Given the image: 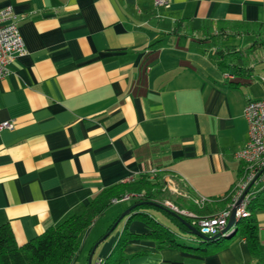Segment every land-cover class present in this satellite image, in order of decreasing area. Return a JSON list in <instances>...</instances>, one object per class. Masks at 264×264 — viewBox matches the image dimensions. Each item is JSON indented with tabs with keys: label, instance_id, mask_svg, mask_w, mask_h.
<instances>
[{
	"label": "crops",
	"instance_id": "1",
	"mask_svg": "<svg viewBox=\"0 0 264 264\" xmlns=\"http://www.w3.org/2000/svg\"><path fill=\"white\" fill-rule=\"evenodd\" d=\"M168 2L0 0V9L12 8L27 50L0 80V123H13L0 130V226L18 244L151 168L162 170L164 200L189 211L192 199L222 198L237 182L241 164L234 153L247 140L243 108L264 97V0ZM179 22L186 32L172 34ZM215 22L224 34L199 42ZM219 46L235 47L244 62L219 65ZM172 178L192 199L177 192ZM122 202L119 211L135 201ZM151 210L161 212L144 209L180 245L158 246L151 226L129 215L111 241L92 251L111 227L96 229V221L71 264H88L91 253V263L104 257L123 234L117 264H264V206L248 209L256 252L242 230L247 220L220 235L226 238L213 249Z\"/></svg>",
	"mask_w": 264,
	"mask_h": 264
},
{
	"label": "trees",
	"instance_id": "2",
	"mask_svg": "<svg viewBox=\"0 0 264 264\" xmlns=\"http://www.w3.org/2000/svg\"><path fill=\"white\" fill-rule=\"evenodd\" d=\"M235 26V24H231L230 28L236 30ZM210 29H213L215 34H209V29H206V37L198 38L199 42L223 35L225 27L223 23L215 22L211 25ZM185 30L186 26L182 22H179L174 25L171 33L179 35L186 32ZM243 30L246 31V29ZM214 56L218 60L217 63L219 65H225L226 67L238 66L244 62L240 52L233 46L217 47ZM232 60H236L237 64H232ZM141 176L135 183L118 184L100 191L83 212L66 217L57 225L45 229L41 234L22 244H18L15 241L8 226L1 225L0 264H71L80 248L81 238L84 233L93 224L94 220L102 215L109 207L112 199L120 198L125 193H132L138 198L134 202L136 207L130 211V218L134 216L143 218L151 226L149 235L156 241L158 246L180 245L178 237L175 236V232L169 231L168 227L163 223L153 221L148 216V213L144 211L145 208L158 209L168 217L169 221L176 226L179 232L192 235L189 229L177 217L168 213L170 211L169 209L157 203L159 201L156 200V197L160 196L159 189L162 186L161 172H158L152 178L147 172ZM259 199V196L254 198L251 201L253 205H249L248 209H253L256 205L264 206L263 200L261 201ZM231 201L232 196L231 192H229L222 198L211 199V201L201 207H193L194 212H191L199 217L213 216L220 210L226 208ZM148 202H155L160 205L157 207L162 209L148 205ZM220 207L221 209H218ZM183 218L190 223L191 220L189 217L184 216ZM246 220L242 230L247 238L250 249L256 252L258 250L256 225L251 214ZM225 238L222 236L214 240H204L201 242L212 244V248L217 249L221 247ZM126 240L127 238L124 234L121 238L119 237L115 246L104 256V264H117V261L121 258V255H118L116 250L117 246L121 247ZM208 250V247H206L203 251Z\"/></svg>",
	"mask_w": 264,
	"mask_h": 264
},
{
	"label": "built area",
	"instance_id": "3",
	"mask_svg": "<svg viewBox=\"0 0 264 264\" xmlns=\"http://www.w3.org/2000/svg\"><path fill=\"white\" fill-rule=\"evenodd\" d=\"M154 4L156 6H168L169 2L168 0H154ZM26 53L27 50L20 36L12 8L6 6L0 9V80L8 72L11 61L16 56L25 55ZM262 79L264 80V77ZM243 116L247 122V140L234 153L235 158L241 164V168L238 180L230 191L232 196L231 203L216 215L199 217L189 210L178 208L177 205L169 200L162 202V206L170 211L189 217L191 220L190 224L207 236L221 233L224 230L231 207L249 186L248 192L243 197L236 211L239 218L238 221L250 215L248 205L254 198L259 196L264 199V97L247 100L243 108ZM12 127V122L0 123V130L4 128L11 129ZM161 171L158 168H151L147 173L152 178ZM254 186L259 187L254 190ZM130 196V194H127L121 198H114L112 201L116 203L127 200ZM192 201L197 207H201L211 200L202 197L194 198ZM91 264H104V257L97 258Z\"/></svg>",
	"mask_w": 264,
	"mask_h": 264
},
{
	"label": "rangeland",
	"instance_id": "4",
	"mask_svg": "<svg viewBox=\"0 0 264 264\" xmlns=\"http://www.w3.org/2000/svg\"><path fill=\"white\" fill-rule=\"evenodd\" d=\"M207 29H209V33H211V32H214V30L213 29H210V28H207ZM238 40V39H237ZM245 39H243L242 38V40L240 41V39H239V43H241V45H242V47H244V45H245ZM231 42V41H230ZM261 64V63H260ZM260 66H264V65H260ZM162 176V175H161ZM163 177V176H162ZM173 180H174V183H175V185H177V192L178 193H180L182 196H184L185 197V199H187V200H190V199H192V196H190V194H189V191H187V189L181 184V182H179V181H177L176 179H174V178H172ZM170 180H171V178H170ZM164 183H165V180H164ZM259 186H254L253 187V189L255 190V189H257ZM165 189V187L162 185L161 187H160V189H159V191H160V196L159 197H156V200H158L159 202H157V203H159V204H162V202H163V200L164 199H166L167 197H168V195H167V190H164ZM127 194H130V193H125V194H123L122 196H124V195H127ZM131 196H130V198L129 199H127V200H130V199H134V201L135 200H137L138 198L134 195V194H130ZM121 196V197H122ZM120 197V198H121ZM111 203H113V204H110L109 205V207L106 209V211L104 212V214L103 215H100V216H98L95 220H94V222H93V224L89 227V229L91 228V227H93V225L95 224V222L97 221V228L96 229H98V227H101V226H108L109 224H111V225H113V223H114V221L119 217V215L123 212V211H119V207L120 206H117L116 205V203H114L113 201H111ZM119 204H123V202L122 201H119ZM124 204L126 205V204H128V202H124ZM176 205V204H175ZM162 206V205H161ZM177 207L178 208H182V207H180L179 205H177ZM182 209H184V208H182ZM187 210V209H186ZM151 212L155 215V217L157 218V219H159V220H161V221H165L164 220V216L161 214V212H158V211H155V210H151ZM175 213V212H174ZM177 215H179V216H181L182 217V215H180V214H178V213H176ZM184 217V216H183ZM182 217V218H183ZM114 220V221H113ZM245 220H246V218H244V219H242V221H240V223L241 224H243L244 222H245ZM124 222H125V218H123V219H121L120 221H119V223L116 225V227L102 240V242H101V244L103 245L104 243H106V242H109V241H111V239L114 237V236H116L117 235V233L118 232H120L122 229H123V227H124ZM88 229V230H89ZM93 229V228H92ZM194 237V236H193ZM192 240H194V241H196V239L194 238V239H192ZM97 258H99V257H95V259L92 261V263L93 262H95V260L97 259Z\"/></svg>",
	"mask_w": 264,
	"mask_h": 264
},
{
	"label": "water",
	"instance_id": "5",
	"mask_svg": "<svg viewBox=\"0 0 264 264\" xmlns=\"http://www.w3.org/2000/svg\"><path fill=\"white\" fill-rule=\"evenodd\" d=\"M250 186L248 188L245 189V191L241 194V196L238 198V200L234 203V205L231 207V210H230V214H229V217H228V221H227V224L224 228V230L221 232V233H217L215 235H212V236H207L203 233H201L197 228H195L194 226H192L189 222H187L184 218H182L181 216L177 215L176 213L172 212V211H169V213L175 217H177L188 229L189 231L191 232V234L199 237L201 240H213V239H216L218 238L220 235L226 233V232H229L231 230V228H233V226L239 222L238 221V216L236 214V211H237V208L239 206V204L241 203L243 197L245 196V194L248 192ZM150 205H155V206H160L154 202H148ZM136 205L133 204L131 205L129 208H127L125 211H123L119 217L114 221L113 225H111V227L109 228V230L101 236V238L93 245V249L92 251L94 250V248L96 247L97 243L101 240H103L115 227L116 225L119 223V221L123 218H128V216L130 215V211L135 208ZM92 254V253H91ZM91 254L88 258V264H91Z\"/></svg>",
	"mask_w": 264,
	"mask_h": 264
}]
</instances>
